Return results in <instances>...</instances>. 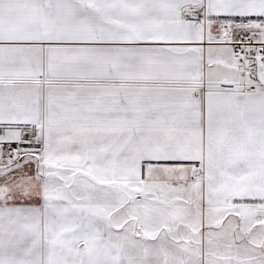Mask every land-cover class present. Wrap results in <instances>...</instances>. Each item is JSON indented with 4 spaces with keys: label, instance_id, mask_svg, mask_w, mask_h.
<instances>
[{
    "label": "snow or ice",
    "instance_id": "snow-or-ice-1",
    "mask_svg": "<svg viewBox=\"0 0 264 264\" xmlns=\"http://www.w3.org/2000/svg\"><path fill=\"white\" fill-rule=\"evenodd\" d=\"M0 264H264V0H0Z\"/></svg>",
    "mask_w": 264,
    "mask_h": 264
}]
</instances>
